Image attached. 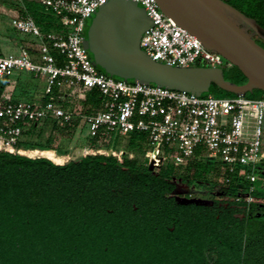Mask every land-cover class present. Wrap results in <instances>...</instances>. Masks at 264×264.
<instances>
[{"label": "trees", "instance_id": "obj_1", "mask_svg": "<svg viewBox=\"0 0 264 264\" xmlns=\"http://www.w3.org/2000/svg\"><path fill=\"white\" fill-rule=\"evenodd\" d=\"M0 1L31 17L42 33L62 31L56 16L38 0ZM223 1L264 28V0ZM10 34L16 46L33 53L24 41H32L29 37L13 28ZM256 42L264 48L262 41ZM221 69L226 80L246 82L237 67ZM14 84L3 78L0 97L8 98L12 92L7 89ZM210 95L235 96L215 85ZM50 96L65 108L74 104L76 117L63 127L47 120L26 123L15 146L20 154L0 152V264H264V171L255 169L252 201L246 203L236 198L247 195L248 182L224 167L216 169L220 163L198 157L199 151L186 166L164 160L153 170L127 152L120 161L85 154L64 164L31 157L36 150L65 156L51 138L39 143L32 136L48 122L59 135H72L101 101L96 89L81 88L77 96L61 98L54 89ZM50 96L43 94L39 100L46 102ZM245 97L261 100L264 92L253 90ZM88 139L89 147H98L99 137ZM146 145L144 134L132 132L125 149L144 154ZM178 181L207 186L220 193V201L181 203L174 195Z\"/></svg>", "mask_w": 264, "mask_h": 264}, {"label": "built area", "instance_id": "obj_2", "mask_svg": "<svg viewBox=\"0 0 264 264\" xmlns=\"http://www.w3.org/2000/svg\"><path fill=\"white\" fill-rule=\"evenodd\" d=\"M38 1L56 16L62 31L42 33L31 17H13L11 28L29 37L36 49L33 56L25 50L1 55L0 82L5 77L31 74L45 79V95L56 89L59 98L68 89H96L100 105L81 119L87 138L99 137L92 155L113 156L120 161L124 152L115 151V141L132 132L141 133L151 146L146 153L148 165L160 166L166 148L174 149V166L188 165L199 151L210 162H219L230 174L244 178L249 184L247 195L236 201H252L255 169L264 161V99L196 97L110 77L92 64L82 45L87 22L107 0ZM130 1L142 6L153 22L143 33L140 47L154 60L181 67L229 65L166 17L155 0ZM75 117L73 109L63 107L52 96L43 103L0 97V152L19 154L15 146L26 123L47 120L63 127Z\"/></svg>", "mask_w": 264, "mask_h": 264}, {"label": "water", "instance_id": "obj_3", "mask_svg": "<svg viewBox=\"0 0 264 264\" xmlns=\"http://www.w3.org/2000/svg\"><path fill=\"white\" fill-rule=\"evenodd\" d=\"M160 11L195 37L209 52L221 55L246 78L228 81L219 67L174 66L154 60L140 47L143 33L153 26L144 8L130 0H107L90 18L83 47L104 74L200 97L212 85L235 96L264 92V28L223 0H155ZM20 154V153H19ZM22 155V154H21ZM153 170L152 163L148 165ZM181 203L212 205L203 199ZM242 216H240L241 218Z\"/></svg>", "mask_w": 264, "mask_h": 264}, {"label": "rangeland", "instance_id": "obj_4", "mask_svg": "<svg viewBox=\"0 0 264 264\" xmlns=\"http://www.w3.org/2000/svg\"><path fill=\"white\" fill-rule=\"evenodd\" d=\"M6 3H2L0 1V44L1 47L4 50L5 54H8L9 52H14L17 49L16 43L14 42L15 40L11 37L10 34V16H9V10H15L17 11L15 8H10L8 6H5ZM18 12V11H17ZM87 33V29L84 28L83 34ZM24 40V39H23ZM26 41V43H29L31 41L29 40H24ZM16 47V48H15ZM225 63V60H224ZM18 79L16 80V82L18 81V85H19V89H26V91L31 94V90L35 89V94L36 96H42L44 94V87H45V79L44 78H37L34 75L31 74H22L19 77H17ZM37 78V79H36ZM26 80H28V83H25ZM20 81V82H19ZM25 81V82H24ZM71 92H75V93H71ZM78 91L75 89V91L70 90L67 93L68 94H72L77 96ZM19 93V91H18ZM29 94L27 97H29ZM69 95V96H72ZM17 96H12L11 98H16ZM17 98H21V97H17ZM23 99V98H21ZM26 99V98H24ZM74 104H72L71 106H67L68 108L72 109V106ZM48 138L52 139V143L57 146L58 148L64 150L66 152V161L69 160H74V159H78L81 156L85 155V154H91L92 151H96V148H91L89 147V139L86 136V129L83 127L81 121L79 122L77 128L75 129L74 133L72 135H64L61 136L59 135L57 132L51 130V123L48 122L44 125L41 126V130L40 133L34 134L32 136L31 139H33L36 142L39 143H44ZM125 143H126V139L123 138H118L116 140V144L118 145L115 149V151H123V152H127L128 157L132 158L133 156L138 158L139 161H143L144 164H148V159L146 157V153L147 151L151 150V146L147 145L145 146L146 151L143 153H134V152H130L127 151L125 149ZM101 150H105V149H101ZM262 151L264 152V135H263V149ZM166 152V156H165V163H172L171 157L174 153V149H170V148H166L165 149ZM92 155V154H91ZM147 160V161H146ZM216 169H223V166L220 165H214ZM256 171H264V164H260L256 167ZM178 187L180 188V190L175 192V197L178 200H184V199H203V200H209L210 197H208V193H210L212 196H216V191H209L207 186H202V187H196L195 185H193V187H189V188H185L184 185L182 183H178ZM219 196V195H218ZM221 197V196H219Z\"/></svg>", "mask_w": 264, "mask_h": 264}, {"label": "crops", "instance_id": "obj_5", "mask_svg": "<svg viewBox=\"0 0 264 264\" xmlns=\"http://www.w3.org/2000/svg\"><path fill=\"white\" fill-rule=\"evenodd\" d=\"M17 15H19V13L17 12V11H15L14 9L13 10H9V16H10V20L13 18V17H15V16H17ZM11 27V26H10ZM27 45H29V46H32L33 47V53H29V54H31V56H33V54H35V49H36V47H35V44H34V42L33 41H31V42H29V43H26ZM16 48V47H15ZM22 50H25L24 48H22V47H19V46H17V49L14 51V52H9L8 54H20V52L22 51ZM2 52H3V54H5L4 53V50H3V48H2ZM22 74H25V73H22ZM22 74H20V75H22ZM19 75V76H20ZM19 76H17V77H19ZM17 77H14V78H11V80H13V82L15 83L14 85V87L12 88V87H10V88H8L7 90L9 91V92H12V93H10L9 95H8V98L7 99H13V100H24V101H38L39 100V97L38 96H36V92H35V89L36 88H34V89H32L31 90V94H29L27 91H26V89L24 90V89H19L18 87H19V85H18V81L16 82V80L18 79ZM37 79V78H36ZM28 80H26V82L25 83H28L27 82ZM20 82V81H19ZM44 89H45V87H44ZM75 89L79 92V89L78 88H74V89H68V90H64V92H62L61 93V96H63V95H72L73 93H75V92H71L72 94H68L67 92L68 91H70V90H73V91H75ZM19 90H21V92H24V94H25V96L24 97H21V98H23V99H21V98H17L18 96H19V94L20 93H18V91ZM77 92V93H78ZM28 94H29V97H27L28 96ZM12 96H17L16 98H11ZM20 97V96H19ZM24 98H26V99H24ZM198 157H202V158H206V157H204V156H201L200 154H199V156ZM207 159V158H206ZM208 162H210L209 160H208ZM212 164V163H211Z\"/></svg>", "mask_w": 264, "mask_h": 264}, {"label": "bare ground", "instance_id": "obj_6", "mask_svg": "<svg viewBox=\"0 0 264 264\" xmlns=\"http://www.w3.org/2000/svg\"><path fill=\"white\" fill-rule=\"evenodd\" d=\"M29 156L31 157H45L49 160H51L53 163L55 164H64L67 157L66 156H59L56 154L55 151H45V152H41V151H32Z\"/></svg>", "mask_w": 264, "mask_h": 264}, {"label": "flooded vegetation", "instance_id": "obj_7", "mask_svg": "<svg viewBox=\"0 0 264 264\" xmlns=\"http://www.w3.org/2000/svg\"><path fill=\"white\" fill-rule=\"evenodd\" d=\"M89 23H90V20H89V22L87 23V25H89ZM257 40H260V39H257ZM261 41V40H260ZM209 163H212L213 164V162H209ZM178 183H181L180 181H178L177 183H176V191L178 190H180V188L178 187ZM183 185H184V187L187 189V188H189V187H193V185H188V184H185V183H182ZM210 193H212V192H210ZM210 193H208V197H210V201H213V204L212 205H214V201H220V198H219V196H220V193H218V192H216L215 194H216V196H212ZM219 195V196H218Z\"/></svg>", "mask_w": 264, "mask_h": 264}]
</instances>
